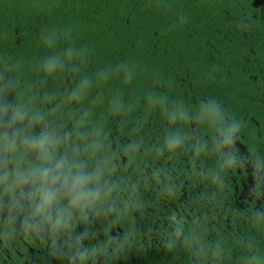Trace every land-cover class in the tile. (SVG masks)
<instances>
[{"label": "trees", "instance_id": "1", "mask_svg": "<svg viewBox=\"0 0 264 264\" xmlns=\"http://www.w3.org/2000/svg\"><path fill=\"white\" fill-rule=\"evenodd\" d=\"M0 89L68 144L128 142L90 167L122 207L154 167L191 193L201 235L188 212L129 264H264V0H0ZM246 175L260 204L238 202Z\"/></svg>", "mask_w": 264, "mask_h": 264}, {"label": "flooded vegetation", "instance_id": "2", "mask_svg": "<svg viewBox=\"0 0 264 264\" xmlns=\"http://www.w3.org/2000/svg\"><path fill=\"white\" fill-rule=\"evenodd\" d=\"M12 107L2 90L0 264H129L148 244L157 245L180 230L188 212L195 215L201 235L202 212L188 206L191 193L176 181L172 184L156 167L135 179L125 207L121 190H109L101 177L100 184L92 183L91 165L105 173L107 164L120 168L131 150L128 142L122 148L111 143L84 149L79 143H66L58 119L43 124V117L25 110L15 122ZM109 176L120 183L114 170ZM255 180L246 175L239 185L233 184L239 204H260ZM144 208L149 218L139 215ZM129 229H139V237ZM124 238L132 255L123 251Z\"/></svg>", "mask_w": 264, "mask_h": 264}, {"label": "rangeland", "instance_id": "3", "mask_svg": "<svg viewBox=\"0 0 264 264\" xmlns=\"http://www.w3.org/2000/svg\"><path fill=\"white\" fill-rule=\"evenodd\" d=\"M54 115H56V116L59 115V112H55ZM59 127L64 128V130L63 131H60V133H63V135L66 136V140L65 141L67 142V141L72 140V137H70L67 134V128L65 126H60V125H59ZM251 178L252 177H248V179H251Z\"/></svg>", "mask_w": 264, "mask_h": 264}]
</instances>
